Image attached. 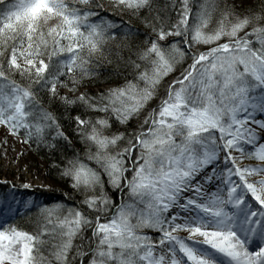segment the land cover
Segmentation results:
<instances>
[{"label":"snow or ice","instance_id":"6c2138e0","mask_svg":"<svg viewBox=\"0 0 264 264\" xmlns=\"http://www.w3.org/2000/svg\"><path fill=\"white\" fill-rule=\"evenodd\" d=\"M0 126V264H264V0H0Z\"/></svg>","mask_w":264,"mask_h":264},{"label":"rangeland","instance_id":"374dc122","mask_svg":"<svg viewBox=\"0 0 264 264\" xmlns=\"http://www.w3.org/2000/svg\"><path fill=\"white\" fill-rule=\"evenodd\" d=\"M207 47L201 46L200 50H206ZM43 166V162L29 153L22 138L11 135L4 126H0V180L32 182L34 187L40 184L55 185L45 175Z\"/></svg>","mask_w":264,"mask_h":264},{"label":"trees","instance_id":"16d2710c","mask_svg":"<svg viewBox=\"0 0 264 264\" xmlns=\"http://www.w3.org/2000/svg\"><path fill=\"white\" fill-rule=\"evenodd\" d=\"M198 2H199V0H198ZM229 2H231V0H229ZM244 2L245 3H252L253 0H244ZM125 19H128V17L126 16ZM132 22L136 23L134 18L132 19ZM169 79H171V77ZM93 90H95V86H93ZM73 114L75 115V113H73ZM140 119H143V117L141 116ZM135 123H136V121H133V124H135ZM64 125H65L66 134H69V137L71 139L72 137L70 135V130L67 127V122L66 121L64 122ZM18 136L24 140L23 133H21ZM26 144H27V149H29V153L35 159L37 158L41 162H43V164H44L43 170H45V175L50 180H52L54 182L56 187L63 188L64 185L55 178V173L51 172L49 170V165L52 163V161L48 158V150L46 148H43V146H40L38 148V146L35 143H26ZM77 147H80V145L77 144ZM118 200H119V198L117 197V202H118ZM36 214H37V209H32L29 213H26L24 216L17 217V220L15 222H17L20 227L25 228L26 230H31L30 225L34 224V220H35Z\"/></svg>","mask_w":264,"mask_h":264}]
</instances>
